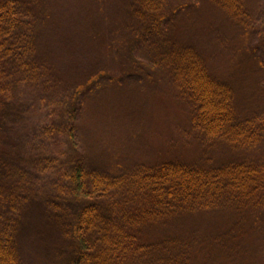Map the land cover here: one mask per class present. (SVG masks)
Here are the masks:
<instances>
[{"label":"trees","instance_id":"trees-1","mask_svg":"<svg viewBox=\"0 0 264 264\" xmlns=\"http://www.w3.org/2000/svg\"><path fill=\"white\" fill-rule=\"evenodd\" d=\"M198 1L86 0L77 14L59 15L66 29L79 33L83 16L119 5L124 23L104 48L105 58L114 54L119 74L90 91L112 90L106 92L112 102L120 81L163 83L164 95L150 110L158 144L154 155L140 157L128 155L118 138L99 135L93 149L82 115L93 119L100 111L85 94L98 77L73 86L76 75L56 80L54 115L53 107L42 106L45 123L28 116V154L10 174L15 163L7 154L14 153L0 130V180H6L0 182V264H34L20 220L34 205L42 219L29 236L54 240L61 264H264V88L256 84L260 96L249 91L264 60L246 55L253 32L264 52V26L249 25L253 9L246 0H206L219 7L237 36L232 59L242 68L222 77L191 34L175 30L174 16ZM42 18L38 0H0V107L24 86L47 91L34 62ZM122 113H114V123ZM129 121L121 124L123 133ZM102 123L90 121L92 128ZM163 128L169 130L166 139ZM14 175L16 181L7 177Z\"/></svg>","mask_w":264,"mask_h":264},{"label":"rangeland","instance_id":"rangeland-1","mask_svg":"<svg viewBox=\"0 0 264 264\" xmlns=\"http://www.w3.org/2000/svg\"><path fill=\"white\" fill-rule=\"evenodd\" d=\"M38 1L39 13L41 6L42 13H44L46 20L43 18L40 19V22L43 23V28H39L35 36H38L39 42L37 45L42 46V48L45 46L47 50L41 52L39 46L38 53H40V56L38 59L36 57L37 53H34V62L38 67L36 70L41 72V68L42 73L45 74L48 83L47 86H45L47 91L41 93L38 86L37 88L24 86L22 90H19L21 95L20 93L16 94L13 99L7 100L5 106L0 107L1 134L4 132V143L8 150L14 153V155L7 154V158L15 163L10 165L8 173L10 174L12 170L21 167L22 160H25V153L28 154L27 139L29 137L28 126L30 125L28 116L32 120L35 119V121H39L40 123L42 120V123H45L46 117L42 113V106L46 111H51L53 107L54 115L55 106L53 100L55 92L53 87L56 80L69 79L65 74L72 76L76 75V78H74L71 84L72 86L79 82L80 84L82 82L85 83L92 75L94 78H96V76L98 77L96 80H92L87 86L85 94L91 97L89 103H92V101L95 103V100L98 102L95 104L100 108V111L95 113L97 118L94 117L93 119H91V116L87 113H83L82 115L84 121L87 123L86 128L90 129L86 132L87 138L92 142V146L93 139L102 135L106 141H116L114 139L118 138V145L121 144L124 151L128 152V155L133 152L140 157L154 155V150L158 144L156 141L159 138V130L153 127L154 121H152L150 116V110L153 109L156 101L157 103L161 101L158 97L165 92L162 93L161 91L165 88L163 83L156 82L155 85L150 82L149 84L145 82L139 84L136 81H120L122 85H118L113 90V95L116 97L117 101L114 100L112 102V93H106L112 90L102 88L98 90V95H95L96 91H90L91 88H95L97 85L100 86L103 83H108L110 77H116L119 74V67L115 64L114 54L110 60L104 56L105 43L114 38V34L117 33L118 29L122 27L124 23V20L121 19L122 15L119 5L116 3L108 4L104 9L101 7L100 11L97 10L90 16H83L85 28H82L81 31L77 33L73 32V30L70 32L69 29H66L61 23L59 15L61 13L66 14L67 10L77 14L80 9L86 8V0H65V2L61 0ZM200 1L201 0L197 2L199 6L196 7L193 5L190 8L179 11L174 16L173 19L178 20L179 27L175 30L178 32L182 29L184 32L191 34L192 44L201 49L205 55L208 54L211 61L215 62L212 66L215 73L222 77H227L234 69L240 66L232 59L234 58L233 52H235L234 46L237 41V36L232 32L230 22L226 19L225 14L219 10V7L215 8L212 6L211 8L206 0H204L202 6L200 5ZM246 1L252 4L251 9H253L248 16L249 25L253 28L264 26V0ZM91 4L92 3L89 2L88 8H91ZM253 4L256 5L257 8H255ZM244 23L247 24L246 18H244ZM172 34L174 35V33ZM259 41L260 36L257 32H253L247 52L245 49L246 55L250 60H264L263 47L258 46ZM255 50L257 51L255 52ZM108 65L109 68H107ZM54 66H56L55 69ZM48 68H51L52 71H49ZM106 71H109L106 76L104 73L99 74ZM252 79L253 80H251L249 84V91L255 96H260L256 84L262 85L264 88V70L258 69L257 74H255ZM41 83L43 85V79ZM117 110L123 111L121 114L122 121L116 120V123H114V113ZM91 120H96L100 123H102V120L101 129L98 128L97 125L92 128L90 125ZM127 121H129V126L127 125L125 127H127L128 130H125V133H123L121 124ZM168 133L169 130L163 128L161 131L162 138L166 139L164 135ZM123 134L128 136V138H120ZM83 135L85 136V134ZM78 136L82 139L79 131ZM121 141H123V144ZM84 144L87 145L86 143ZM93 149H95L94 146ZM108 155L109 153L107 152V156ZM4 156H6V154H4ZM4 156L2 154V157ZM124 158L126 157L124 156ZM37 170L38 169H36L35 172L40 171ZM4 173L6 172L4 171ZM7 177L11 181H16L17 179L16 175ZM0 178L2 177L0 176ZM2 181L6 182V180H0V182ZM23 182L25 181L23 180ZM25 184L31 185L30 187L34 185L35 187L33 188H37L38 185L37 182L32 180H26ZM25 210L27 212L20 218L21 221H24L22 222V234L28 237H26L27 247L30 249L34 264H43L42 259L46 261L51 260L53 262L51 264H61V259L56 255L57 252H55L57 248H55L54 240L50 239L43 242V237L39 238V240L42 241H38L36 237L29 236L27 230L28 225L35 226V224H40L42 216L36 213L34 207H28L25 208ZM57 243H63L62 237L58 238ZM39 259H41V263Z\"/></svg>","mask_w":264,"mask_h":264},{"label":"bare ground","instance_id":"bare-ground-1","mask_svg":"<svg viewBox=\"0 0 264 264\" xmlns=\"http://www.w3.org/2000/svg\"><path fill=\"white\" fill-rule=\"evenodd\" d=\"M33 207H34V210L37 213V210H36L35 205ZM27 230H28V233H34L36 230H38V226L28 225ZM22 242H23V245H25L26 244V238L22 239ZM29 263H34V260L33 259H30L29 260Z\"/></svg>","mask_w":264,"mask_h":264}]
</instances>
